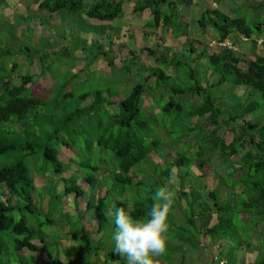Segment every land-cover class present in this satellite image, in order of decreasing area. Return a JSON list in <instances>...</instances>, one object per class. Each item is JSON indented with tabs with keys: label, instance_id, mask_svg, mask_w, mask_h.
<instances>
[{
	"label": "rangeland",
	"instance_id": "1",
	"mask_svg": "<svg viewBox=\"0 0 264 264\" xmlns=\"http://www.w3.org/2000/svg\"><path fill=\"white\" fill-rule=\"evenodd\" d=\"M96 1L86 0L87 7ZM195 1L197 4H194ZM214 1L217 8L219 7L232 16L244 15L249 20L256 16L264 19V8L255 11V4L252 6L253 2L259 3L262 0ZM11 3L14 4V1L11 0ZM29 3L32 5L25 4V0H23L24 5L18 9L10 5L5 11L8 13L11 10L12 12L13 9V16H8L6 20L0 19V29L2 26L0 48L12 50V53L0 56V82L7 76L11 83L20 84L22 75L32 74L35 76V82L27 94L40 97L42 103L29 117V126L4 124L0 127V138L20 145L31 143L36 146V149L38 145H51L58 149L59 158L65 165L66 172L64 175L56 176L53 170L54 164L47 163L42 151L38 149L32 156H26L25 152L19 150L11 156L1 158L0 169L14 164L21 158L29 166L31 175L35 176L36 189L33 193L35 207L38 210L31 212L28 206L25 207L24 200L26 199L18 200L17 197H11L14 206L18 207L14 213L17 217L23 214L29 225L39 234L45 235L46 244L50 245L54 242L52 248H50L51 246L47 247V249H51L50 251L42 250L33 253L27 249L23 251V254L25 256L34 254L37 257V264H48L49 260L57 253L66 264H120L121 261H115L106 256V253L115 247L113 235L116 230L113 216L116 208L112 204L109 205V202L126 201L128 211H131L135 202L138 201L137 192L140 193L139 202L149 204L147 202L153 200V194L158 188L172 184V186H167L175 191L173 211L169 220L167 251L164 255L155 258L158 264H194L195 261H198L194 257H199L200 252L210 258L215 252V246L210 244L206 247L205 243L207 241L213 243L214 239H216V243H222V239L226 238L225 232L232 237L234 243L243 240L248 244L253 243L251 252L258 251L259 258H264V225L251 226L250 223L242 220V215L239 214L241 208L239 196H236L237 198L232 199L228 204L227 196L229 194L232 196L234 192L240 190L231 187L222 188L220 205L224 206V209L221 220L218 221H224L218 226L216 232L206 233L201 229L203 213L208 218L206 224H209V214L211 213L209 208L212 207L207 194L200 190L202 182L205 185L209 183L211 187H216L218 186L216 179H221V176L220 171H217L219 176L215 178L216 173H212L214 169L216 171L223 168L226 173L224 175L223 172V175L226 177L228 175L227 165L230 168L231 165L239 166V159H237L239 157L230 156L228 153L234 147L237 149L240 142L234 143L231 148H227V144L234 141L242 121L239 120L236 124L231 121V118H228L227 121L219 120L217 137L213 144H208L205 137L207 131L206 129L201 130L200 127L203 125L204 128L211 131L215 125H208L205 118L190 115V112L195 110V106L200 105L205 97L204 91L198 94L191 88L198 82L207 89L215 104L222 109V114L227 110L233 115L239 114L242 111V106L248 103L247 95L250 88L247 85H236L231 80L221 85H212L218 81V76H212L211 65L207 57L195 60L196 54L203 50L206 53L219 50L218 44H216L218 36L213 28L208 26L206 30H203L198 25V19L208 8L205 0H193L188 7L184 8L187 11L186 19L189 23V27L187 25L188 35L179 38H174L165 32L158 35L152 30L142 35L136 33V36L132 37L118 28L122 25L121 20L112 22L116 29H114V33L108 32L107 35L111 37L107 38L93 30V24H97V21L90 20L83 12L52 15L50 11L41 10L38 5L36 6V0H29ZM130 4L129 1L125 3L128 5L124 9L125 13H128ZM178 12L180 15H184L181 11ZM28 15H32L29 22L24 20ZM148 15L149 13L144 14L143 22L145 24L153 19L152 14L147 19ZM177 19L178 16L174 17V22H179ZM15 22L20 27L21 33L18 31L17 25H12ZM28 26L31 29H28ZM95 28L97 30V27ZM17 35L19 36L14 38ZM107 40L112 41V46ZM230 41L231 43L236 41L237 54L242 57L241 67L246 65V61L264 56V42L262 41L254 46L251 41L246 42L244 36L238 32H233ZM99 44L103 45L105 51H108V56L101 54L96 57ZM190 44L196 49L194 57L182 53L189 49ZM145 45L156 50L157 55L163 59L166 55L171 57L177 54L175 62L182 61L181 65L175 66L179 73L174 69V66L168 65V60L163 62L154 60L144 49ZM132 54L135 60L128 61L127 58L130 59ZM109 60H114L112 66L109 64ZM14 63H17L15 71H13ZM190 65L195 69V78L190 76ZM155 68H161L166 72V76L160 84L155 83L154 79L147 78ZM146 81L149 82V85H146L149 91L152 89L151 84L155 85V88L147 93L141 112V119H145L148 126L138 127L135 130L143 138L146 146L151 145L153 140H160L159 147L163 153L165 150V157L170 163L178 156L174 148L166 147H170L172 143L173 145L177 142L182 143L180 139L183 138L187 144L181 145L178 154L186 156V163L175 174L173 182L165 184L167 176L162 171L166 166L156 165L165 161L162 157L152 153L130 172L134 178V185L125 184L124 189L120 181L116 185L112 183L109 169L106 170L102 167L109 165L111 170L110 161L100 159L95 154L91 155L89 150L94 146L97 154V150L100 148L95 144L96 136L101 132L98 127L99 123L104 120L103 126H108L111 121L109 114L120 111L117 104H109L111 99L117 103L121 97L128 96L134 86ZM97 90L105 92V99L108 100L105 109L99 111L98 115L97 106H95L91 110V117L86 115L68 119L78 108H86L95 103ZM85 93L89 95L82 96ZM117 94L118 96H114ZM254 97L262 105L257 113L252 115L255 118L250 119L254 121H251V125L247 127V136L255 131L257 125L261 126L264 123V99L260 92ZM170 100L175 103L180 102L183 105V111L177 110L172 115L158 114L159 110ZM152 108L153 111H151ZM135 122L137 124V121ZM160 126L162 128L157 129ZM65 141L68 142L67 145L64 144ZM179 146L180 144L176 148ZM169 151L172 154H169ZM237 151L241 152L240 149ZM242 151L246 152V149ZM221 155L225 159L221 160ZM221 161L223 163H220ZM92 163L101 165L96 171L97 181L94 187H90L87 182L80 183L86 174L93 171ZM214 163L218 164L214 166ZM79 164L81 166L77 167ZM79 169L81 170L79 171ZM187 170L190 173L185 175ZM200 173H203L204 176L196 175ZM51 174L56 176L55 179ZM73 174L75 176H72ZM105 176L109 178V182L107 185H102ZM119 176L124 178L126 174ZM198 177L199 183H197ZM73 180L83 185L86 189V197L76 200L74 194H66L62 190L66 183H71ZM139 180V185H135ZM226 180H229L228 176ZM191 184H194V190L191 189ZM3 189V185H0V198L2 199L6 198L7 194ZM108 189H110L107 199L110 208L108 210L109 222L103 232H98L93 209L87 208V202L93 198L94 201H97L99 195H105ZM181 190L184 194L181 193ZM201 193L200 199L198 197L192 202V197ZM228 217H232L234 221L227 220ZM48 219H54L55 222L48 223ZM84 228L85 230H83ZM83 231L86 233L83 234ZM61 236L63 237L61 238ZM15 237L23 236L6 232L3 243V248L10 253L13 261L16 260L14 256L17 255L12 246ZM36 242L45 245L40 239H36ZM96 247L100 250L91 251ZM205 248L207 251H202ZM229 250L221 248L217 252L221 256L235 259L237 254L235 246L234 248L230 247ZM122 260L126 262V259ZM24 264L36 263L29 256L24 259Z\"/></svg>",
	"mask_w": 264,
	"mask_h": 264
},
{
	"label": "trees",
	"instance_id": "2",
	"mask_svg": "<svg viewBox=\"0 0 264 264\" xmlns=\"http://www.w3.org/2000/svg\"><path fill=\"white\" fill-rule=\"evenodd\" d=\"M9 1L10 0H0V6H7L9 4ZM38 1V7L41 10H48L52 13L58 12L63 15L65 12H83L87 15V17L91 19H97L100 21L112 23L124 13V9L127 7L125 3L132 0H97L89 7H87L86 0ZM133 1L134 12H144L146 10H150L151 14L153 15L152 21H149L146 24L147 29L149 30H146V33L151 32V30L157 32L158 35L165 32L171 34L174 38L188 35L189 23L187 21H181L177 13V10L179 9L178 4L182 1L188 0ZM214 3H216L214 0L213 2H208V8L201 14V17L198 19V25H200L203 30H206L208 26H211L217 33V40L220 42L227 40L230 41L233 32L242 34L244 36V40L248 43L249 41H251L254 46H257L258 42L260 41L264 42V19L256 16L255 18L249 20L244 15L232 16L219 7L217 8ZM253 5L255 11H258L260 8H264V0L259 3L253 2L252 6ZM31 16L32 15H28L24 20L29 22L32 18ZM177 16V20L179 22H174V17ZM27 28L31 29L30 26H28ZM114 29L115 27L112 24H109L107 29L105 26H97V32L101 33L107 38L111 37L107 35L108 32H110V34L114 33ZM107 41L112 46V41ZM235 43L236 41L233 42V45L236 46ZM97 47L99 50H97L96 57L100 56L101 54L108 56V51L104 50L103 45L99 44L97 45ZM160 47L161 45L159 44V48ZM218 48V51H213L211 53H206L205 50L197 53L195 60L207 57V60L211 65L212 76H218V81L216 83H212V85H221L231 80L236 85L250 86L247 95L248 103L242 106V111H240L239 114L233 115L227 112V110L222 114V109L215 104L211 95L208 94L207 89L197 82L195 86L191 88V90L198 94L199 92L204 91L205 97L200 105L195 106V110H192L190 112V115L195 117L198 116L202 119L205 118V122L208 125H215L211 131H209L207 128H204L203 125H201L200 127L201 130L206 129L207 131V133H205V137L208 140V144H213L215 138L217 137L219 120L224 119L225 121H227L228 118H231V121L236 124H238L237 122H239V120L242 121L241 128L238 130L239 132L236 133L234 141L227 144V148H231L234 143L240 142V145L237 147L238 150L240 149V153H238L236 147L232 148L228 153L230 156L234 155L239 157L237 158L239 159V166L231 165L230 168L227 165V168L229 169V171H231L227 175L229 180H226L227 176L224 177L221 185H223V187L229 186L233 189L243 188L242 192H234L232 196L230 194L227 196V198L229 199L228 204H230L232 199L235 200V198H237L236 196L240 197V215L249 214L251 216L264 218V123L261 126L257 125L255 131L247 136V127L251 125V121H254L250 119L255 118L252 115L257 113L258 109L262 105L257 101V99H254V96L260 92L262 98L264 99V56H258L254 60L246 61V65L244 67H241L240 64L242 62V57L237 54V51H234L227 47L225 48L218 46ZM144 49L157 62L168 60V65L174 66V69L179 73L177 67L175 66L181 65L182 61L178 60L177 62H175L177 54L171 57L166 55L163 59V57L161 58L160 55H157V51L152 47L145 45ZM194 52H196V49L193 48L192 44H190L189 49L182 53H187L190 57H194ZM10 53H12L11 49L0 48V56H5ZM127 60H135L133 54L131 55L130 59L127 58ZM113 62L114 60H109V64L111 66L113 65ZM16 69L17 63H14L13 71H15ZM195 74V69L190 65V76L195 78ZM164 76H166V72L163 69L155 68L147 78L150 80L154 79L156 81L155 83L160 84V82H162V80L164 79ZM5 78L6 79L3 78L0 82V127L4 124H12L15 126H29V117L38 109V107L42 103V99H40V97H37L35 95L33 96V94H27L29 92V89L31 88V85H33V82H35V76L29 73L22 75L20 84H13L10 82V79H8L7 76H5ZM146 82H140L139 84L134 86L128 96L121 97L120 99H118L117 103L114 101V99H111L112 101H110L109 104H117V106L120 107V111H117L114 114H109V119L111 121H109L108 126H103L104 120L99 123L98 127L100 128L101 132L97 134V141L95 144L100 146V148H98L97 154L95 153L94 146L89 150L91 152V155L95 154L99 156L100 159L110 161V163L112 164L111 170L109 165H104L102 167H104L106 170L109 169L108 172L110 173V175H112V183L116 185V183L120 181L123 184L122 187H124V189L125 184L134 185V178L130 175V172L135 167H137L138 164L145 158L150 157L152 153H155L156 155L162 157L165 161L162 164H156L158 166H166V168L162 171V173L167 176L165 184H167V182L172 183L175 174H177L178 170L182 168L186 163V156L178 154L181 145L187 144L186 141L183 140V138L180 139L182 143L177 142L174 145L172 143L170 147H166L174 148L177 152L178 158L174 159L170 163V161L165 157V150L163 153L162 149L159 147L161 143L160 140H153L151 145L146 146L144 144L143 138L135 130V128L138 129V127L141 128L145 127V125L148 126L146 120L141 119V112L147 93L152 91L155 88V85L151 84L152 89H150L149 91V88H147L146 86L149 85V82H147V84ZM104 93L105 92L103 90H97V100H95V103H92L91 106L86 108H78L68 119H73L76 116L86 115H89V117H91V110L95 106H97V114L99 115V111L105 109V104L108 101L107 99H105ZM88 95V93H85L82 96L86 97ZM114 96H118V94ZM177 110L180 112L183 111V105L180 102L175 103V101L170 100L161 108V110H159L158 114L161 113L165 115H172L173 112ZM151 111H153V108ZM248 116L251 117L249 118ZM135 121H137V124ZM98 127L97 129H99ZM159 128L162 127H157V129ZM64 144L67 145L68 142L65 141ZM179 144L180 146L177 147V149L176 146ZM37 149L42 151L47 163L51 162L52 164H54L55 168L53 170L56 176L59 174L64 175L66 169L65 165L59 158L58 149L52 147L51 145H38ZM37 149L36 146L31 143H27V145H20L16 142H9L0 138V160L2 157L11 156L13 153H16L19 150L25 152L26 156H32ZM241 149H246V152H243ZM169 154L172 153L169 151ZM224 156H226V153H224ZM224 156H220L222 158L221 160H223ZM220 163L223 162L221 161ZM202 165L208 166L206 164ZM80 166L81 165L79 164L77 167ZM91 167L93 171L89 174H86L84 179H81L82 182L80 183L87 182L90 187H94L97 181L96 171L101 167V165L99 166L92 163ZM80 170L81 169H79V171ZM36 171L38 172V170ZM186 172L187 173H185V175H188L190 173L189 170H187ZM54 174H51L53 179H55L56 177ZM121 174H126V176L122 178L119 176ZM196 175H201L202 177L204 176L203 173ZM72 176H75V174H73ZM107 182H109V178L106 176L103 177V181L101 184L107 185ZM139 183L140 180L135 183V185H139ZM197 183H199V177ZM0 185H3V190L5 191V193H7L5 195L6 198H0V264H24V259L29 256H31L33 258V262L37 264V257L34 254L25 256L23 254V251L27 249L33 253L40 252L42 250L50 251L51 249H47V247L51 246L50 248H52L54 242H52L50 245L46 244V237H44L45 235H41L42 233L39 234L31 225H29L27 219L23 214L17 217L14 213V210H16V208L18 207L14 206V203L11 199V197H17L18 200L26 199L24 200L26 202L25 207L28 206L31 212L38 210L35 207L33 193L36 189L35 176L31 175L29 166L27 165L25 160L21 158L14 164L4 166L0 169ZM193 185L194 184H191L190 187L194 190L195 187ZM167 186H172V184H167ZM62 190H64L66 194H74L76 200H78L79 198L81 199L82 197H86L87 194L86 189L83 187V185L77 183L75 180H73L71 183H66ZM200 190L204 191L211 201L212 207L209 208L210 211L208 209V211L211 212L209 215H211L212 213L217 214L218 220L220 221L221 214L224 209V206L220 205L222 200V186H220V188H214L211 187L209 183L205 185L202 182ZM137 193L138 201L135 202V205H133V208L129 212L135 218L144 219L148 215V211L152 206L153 200H150V202L148 201L147 203L149 204L141 203L139 202L140 193ZM181 193L184 194L182 190ZM109 195L110 189L106 190L105 195H99L97 201H94L93 198L92 200L87 202V208L93 209L94 218L97 221L98 232H103L109 222L108 210H110V208L107 203ZM201 195L202 193L194 198L192 197V202L197 200L198 197L200 199ZM110 204H112L116 209L119 207H124L126 210H128V204L126 201H110L109 205ZM204 215L205 213H203V216ZM227 220H230L232 222L234 221L232 217H228ZM67 221L70 224L68 217ZM219 221L216 224L214 223L212 226L208 227L205 232H216L218 226H220L221 222L224 220H222L221 222ZM47 222L53 223L55 222V220L48 219ZM83 230H85V228ZM6 232L18 236H23L15 237L12 242L13 251L17 253V255L14 256L16 258V260L14 261L12 260L10 253L5 250V248H3ZM85 233L86 231H83V234ZM67 234L69 235V233ZM63 236H61V238ZM36 239L42 240L45 245L39 244L38 242H36ZM97 250H100V248L98 249L96 247L95 250L91 251L97 252ZM106 256L108 258H112L115 261H121L120 264H126V262L122 260L124 257L116 253L114 251V248L112 250H109L108 253H106ZM48 264H66V262L61 258L60 254L57 253L49 260ZM155 264H158L156 259ZM242 264L254 263L243 262Z\"/></svg>",
	"mask_w": 264,
	"mask_h": 264
},
{
	"label": "clouds",
	"instance_id": "3",
	"mask_svg": "<svg viewBox=\"0 0 264 264\" xmlns=\"http://www.w3.org/2000/svg\"><path fill=\"white\" fill-rule=\"evenodd\" d=\"M152 199V206L144 219L135 218L124 207L113 213L116 226L114 251L123 256L127 264H155V258L167 251L175 191L162 186Z\"/></svg>",
	"mask_w": 264,
	"mask_h": 264
},
{
	"label": "crops",
	"instance_id": "4",
	"mask_svg": "<svg viewBox=\"0 0 264 264\" xmlns=\"http://www.w3.org/2000/svg\"><path fill=\"white\" fill-rule=\"evenodd\" d=\"M14 1V4L11 3V0L9 1V4L7 6H0V19L3 18V20H6L8 19V16H13V9H12V12L10 10V12H6L5 9L8 8L11 4V6L13 7H16L17 9L18 8H21L23 4V0H13ZM131 4L129 5V11L128 13H124L118 17L116 20H121V23L122 25H120V27H118L120 30H124V32L130 34L132 37L136 36L135 34L138 33L139 35H142L144 33H146V30L149 31L147 29V26L145 22H143V19H145V16L144 14L145 13H149V15L147 16V19L151 16V11L150 10H146L144 12H134L133 11V4H134V1H129ZM188 2V3H187ZM193 2V0H188V1H182L178 4V7L179 9L177 10V13L179 15V18L181 19V21H188L186 18H187V14H186V7L189 6V4H191ZM208 2H213V0H205V3L207 4ZM29 4V5H32L29 3V0H25V4ZM39 1L36 0V6L38 5ZM194 4H197V2L195 1ZM128 6V5H127ZM178 11H181V13H184V15H180ZM52 15L53 14H59L61 15L60 13L58 12H55V13H52L50 12ZM84 14V13H83ZM139 14H143V15H139ZM86 15V14H84ZM87 16V15H86ZM89 18V17H88ZM90 20H94V21H97V24H93L94 26V29L95 31L97 26H105L106 29L107 27L109 26V24H112L113 23H108V22H105V21H100V20H97V19H91ZM114 22V21H113ZM12 25H17V23H12ZM1 29H2V26H1ZM0 29V30H1ZM17 29L20 32V27L17 25ZM116 29V28H115ZM109 31V30H108ZM131 31V32H130ZM20 35V34H19ZM19 35L17 36H14V38H17ZM218 163H214V166L217 165ZM217 171H220V176H221V179H216V181H218V186L214 187V188H219V186H222V188L225 187V189L229 188V186H224L221 185L222 183V180L223 178L225 177L224 175H226L225 171L223 168H220L218 170L215 171V169L212 171V173L214 174V172L216 173V176L215 178H217L219 176V174H217ZM225 174H224V173ZM229 169L227 170V173H229ZM212 174V175H213ZM224 174V175H223ZM237 189V188H235ZM237 190H240V191H236V193H240L243 191V188H239ZM208 218H206V216L204 215L202 218H201V229H202V232L203 230L206 231V229L208 227H210L211 225H213L214 223L216 224L218 222V217L215 216V213H212L209 217V224H206V220ZM213 220H214V223H213ZM242 220L244 221H247L248 223L251 224V226L253 225H257V226H263L264 225V218H260V217H255V216H251L249 214H242ZM208 226V227H207ZM207 227V228H206ZM225 237L224 239H222V243H216V239H214V242L212 243L211 241H207L205 243V246L207 247L208 245L212 244L215 246V252L213 254V256H210V258L206 257L204 255L203 252H200V256L198 257H194L195 260H198V261H195L196 264H242L243 262H246V263H254V264H262L264 263V258H259V252L258 251H255L254 253L251 252V245L253 243H246L244 240L241 241V242H238V243H234L232 237L229 236V234L227 232H225ZM256 245V243H255ZM235 246V249L237 251V254H236V257L235 259L232 260L231 257H227V256H221L220 253H218V249H221V248H227V251H230V247H233L234 248ZM218 248V249H217ZM202 251H207V248L205 249H202ZM193 259V260H194ZM194 263V264H195Z\"/></svg>",
	"mask_w": 264,
	"mask_h": 264
},
{
	"label": "built area",
	"instance_id": "5",
	"mask_svg": "<svg viewBox=\"0 0 264 264\" xmlns=\"http://www.w3.org/2000/svg\"><path fill=\"white\" fill-rule=\"evenodd\" d=\"M216 44H218L217 46H219V47H227V48H229V49H232V50H234V51H237L238 50V48L235 46V45H233V43H231V41H223V42H220V41H216Z\"/></svg>",
	"mask_w": 264,
	"mask_h": 264
}]
</instances>
